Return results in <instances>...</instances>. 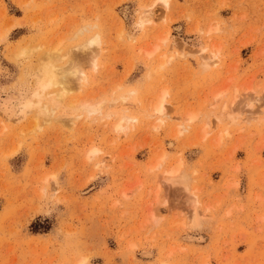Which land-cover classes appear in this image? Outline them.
Returning <instances> with one entry per match:
<instances>
[{"label":"rangeland","instance_id":"1","mask_svg":"<svg viewBox=\"0 0 264 264\" xmlns=\"http://www.w3.org/2000/svg\"><path fill=\"white\" fill-rule=\"evenodd\" d=\"M169 5L0 0V264H264V0ZM54 49L87 81L22 116Z\"/></svg>","mask_w":264,"mask_h":264},{"label":"bare ground","instance_id":"2","mask_svg":"<svg viewBox=\"0 0 264 264\" xmlns=\"http://www.w3.org/2000/svg\"><path fill=\"white\" fill-rule=\"evenodd\" d=\"M157 2H159L160 5L164 9H168L170 6L169 0H157ZM143 14H144V17H142L141 19L144 23L154 22L153 16H154V14H156L155 10L153 11L152 9H150L149 11L148 10L144 11ZM169 35H170V33L165 38H163L161 41L163 43L167 42L169 40ZM94 45L95 46L100 45V40L98 37L92 38L90 40V46H94ZM173 45L174 46H172V48L174 50H176L177 47L179 48V46H177L175 44V42H173ZM207 50H208L207 48H203L197 52V54H199V56H200L199 58L201 59V61H203L202 65L206 66V68H208V65L210 62L209 60H211L212 58H215L217 56V53H213L212 57L206 56ZM158 51H159V46H156L152 51L146 52V54L148 57H152ZM77 57H78V55H75V54L70 55L68 58L70 65H67V67H60V65L57 64L62 58V55H61L59 49H54L52 51H49L46 54L45 61L47 63L43 69H44V73H45V84L44 85H46L47 87H41V88L36 89V94L34 96V98L36 99V101L34 100L35 103H33V101H32L33 97L31 100L28 99L29 101L27 103L25 102L26 104H24L23 107L20 109V111L22 112V116H26V114H29V113L34 112L36 110L37 116L43 117L46 122H49L51 120L52 113L54 111L53 110L54 106H57L59 104V102L61 103L65 99V97L67 96L68 89L75 84H77V85L80 84L79 86L81 87L83 85V83H85L87 81V76L84 74L83 71H81V63H80L81 59H78ZM163 57H165V56H163ZM164 61L165 60H163V64H164ZM163 64L157 68L158 71H161ZM48 88L55 89V92L52 93V98L46 99V102L43 103L45 90ZM223 93H225V91L219 92L217 95H215V99L219 98ZM122 99L125 100L124 98H122ZM165 99H166V92L164 91V94L158 99L156 104H154L153 113H151L150 116H153V115L162 116V115H164V113H165ZM75 103L76 102H72V104H75ZM101 109H102L101 104L97 105V106L82 105L81 109L79 110L80 115H78L75 119H70L68 123H72V125H73L74 121L77 118H79L83 115L84 116H90L92 114H97V113L101 112ZM112 114H114V112H110L108 115L112 116ZM18 116H20V115H18ZM22 116H20V117H22ZM194 119H195V117L190 115L189 121H192ZM136 120H137V118H135V117H122L120 120H118L117 123L114 124V127H113L114 131L117 133L124 132L127 129L128 124L135 122ZM160 127H161V124L156 125L154 128L157 130ZM205 136H206V134L204 135V137ZM97 153H98L97 149L90 150L88 155H87V161L88 160L90 161ZM162 154L164 155V152ZM164 158L165 157L163 156V159ZM181 164L182 163H180L175 168H171V169L165 171L162 179H164L166 182H172L176 178H179V173L181 170ZM160 165L161 164L159 162L157 165H155L153 167V169L159 167ZM184 185H186V183ZM188 188H190V187H188ZM188 192H189V190H188ZM193 202H192L193 203L192 208L196 211V208H198V206H197V203L195 202V200ZM192 224L193 225L196 224L195 220L192 222ZM84 262H86V259L81 260L78 264H83Z\"/></svg>","mask_w":264,"mask_h":264}]
</instances>
